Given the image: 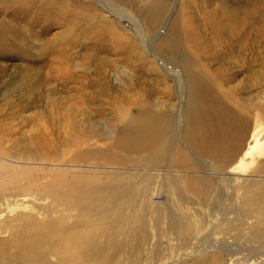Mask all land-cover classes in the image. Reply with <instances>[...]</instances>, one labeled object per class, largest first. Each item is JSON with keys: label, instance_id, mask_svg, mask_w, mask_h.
Returning <instances> with one entry per match:
<instances>
[{"label": "rangeland", "instance_id": "374dc122", "mask_svg": "<svg viewBox=\"0 0 264 264\" xmlns=\"http://www.w3.org/2000/svg\"><path fill=\"white\" fill-rule=\"evenodd\" d=\"M26 1L0 0V4L3 3L0 6V264H32L22 263L16 257L15 248L2 249L1 243L6 240L15 245L14 236L20 229L47 222H56L55 250L61 247L84 252L88 238L85 234L95 236L97 230H103L102 236L93 240V257L83 264H195L211 253L219 242L244 248L249 219L239 215L243 209L240 206L245 198L256 197L262 192L264 184L259 181L264 182V173H258L259 161L246 171H236L233 168L236 161L217 166L207 150H197L195 145L188 146L186 142L188 148L184 149L176 142L175 147L180 150L186 165L184 169L172 167L173 172L169 175L160 167L156 170L135 169L132 161L116 170L110 165V159L118 160L126 155L111 148V142L120 127L131 123L135 115L143 129L151 125L152 116H156L162 121L160 130L171 122L176 132L173 122L176 100L171 87L158 77L155 67L148 65L138 43L130 39L133 35L119 22L121 19H113L97 1L34 0L36 7L30 12L26 9ZM111 1L147 35H155L152 34L155 25L151 19L155 9L153 0ZM165 1L171 10L168 8L169 16H166L180 22L181 40H184L181 22L186 20L194 24L189 12L196 14L197 23L198 19L204 22L200 19V9L208 11L214 7L217 15L223 16L220 9L229 7V10L241 12L258 4L257 11L247 19L261 23L260 30L252 32L254 74L250 75L253 79L249 82L257 81V73L264 75V42L260 39L264 36V0ZM162 36L160 30L157 39ZM120 37H128L137 46L133 50L136 58L113 62L115 68L109 70L103 60L115 61L119 57L113 41ZM163 41H167L166 36ZM179 46L182 48L178 47L171 58L162 51L161 55L183 66L198 61L189 43L184 45L182 42ZM192 68L197 69V66ZM240 71L236 62L229 68V74L236 75L229 85L231 88L242 80L243 75L246 76ZM104 75L106 79H103ZM214 93L218 95L215 90ZM238 97L242 99L247 95L240 93ZM185 98L183 96L180 101L189 112ZM211 102L214 101L197 103L193 109L200 117V122L197 120L193 126V129H199L194 140L208 134L207 129L202 131L204 121L200 107ZM88 117L93 124H85ZM240 124L233 121L225 136L230 135L236 140ZM80 127L85 133L88 128L96 131L89 145L78 144ZM246 127L249 134L253 128L252 118L249 117ZM210 137L216 140L214 133ZM96 141L98 143L93 145ZM124 144L131 146L132 142ZM167 144L165 137L164 145L158 148L166 149ZM243 145L244 142L241 150ZM212 151L210 155L221 150ZM233 152L234 149L230 151ZM174 158L172 156V160ZM196 159L212 163V168L196 167ZM104 182H111L108 189L118 194L115 202H123V207L117 214L110 207L109 220L103 223L87 227L76 225L80 219H86V212L76 209L87 203L84 199L88 192L85 195L84 187L94 188ZM177 191L185 197L178 196ZM199 191L206 194L202 199L198 196ZM68 204L71 208L66 206ZM62 225L68 228L61 230ZM10 230L16 233L12 234ZM141 235L145 240L140 239ZM205 245L209 246L207 252L202 251ZM249 246L252 252L253 244L249 243ZM48 253L50 261L56 264L55 251ZM253 261V264L262 262L257 259L249 262Z\"/></svg>", "mask_w": 264, "mask_h": 264}, {"label": "bare ground", "instance_id": "6f19581e", "mask_svg": "<svg viewBox=\"0 0 264 264\" xmlns=\"http://www.w3.org/2000/svg\"><path fill=\"white\" fill-rule=\"evenodd\" d=\"M94 1H97V3L103 7V10L108 15L112 16L113 19H121L118 21L126 27L131 35H133L130 39H134L135 42L138 43L139 48L143 54H145L144 59L148 61L149 66L155 67V72L159 75L158 77L168 82L167 87H171L173 96L176 100V106L173 107L175 110L173 122L175 123L176 132L173 130L171 122H167L163 130H160L162 121L161 118L156 116H152V124L143 129V127L139 125L140 122L137 121L135 115V119L131 123H125L120 127L117 131V137L111 142V148L119 149L121 152L125 153L126 156L123 157L125 159L119 158L120 160H116V158H111L109 161L110 165L114 166L116 170L117 167L123 169L128 165L127 162L130 164L133 161V163H135V169H145V167L155 169L160 167L163 171H168L170 175V172H173L172 167L184 169L186 166L184 164L183 155L180 153V150L175 147V143L177 142L182 146L181 148L184 149L188 148V146L195 145L197 150H202V148L205 151L207 150L211 157V161L217 166L236 161L233 166L236 171H246L253 167L254 163L259 161L260 169L258 173H264V113L262 112L264 111V75L257 73V81L254 83L249 82L253 79L250 75L254 74V69L252 68V32H258L261 28V23L253 18L247 20L257 11L256 7L259 0L256 1V7H251V9L246 8L241 12L237 9V11L229 10V7L220 9V14L223 16H218L214 7L209 8L208 11H205L203 7L204 9L202 8L203 11L200 9L201 14L199 13V15H201L200 19H203L204 22H199L198 19L197 23H195L196 20L194 17L196 14L194 15L193 13L192 15L189 12L188 15L191 16L194 24L186 20L181 22L183 24L184 40L180 38V22L176 19L170 20L168 17V8L170 10V5L165 0H153L155 9H153L151 19L155 25L154 31L152 32V34L155 33L154 36L151 34L147 35L145 30H141L137 22L131 20L129 16L111 0ZM26 2L28 3V5H26L27 11H32L36 2L34 3V0H27ZM2 4H0V6ZM166 14H168V16H166ZM204 15L205 18H203ZM157 23L158 25H156ZM117 26L116 24V27ZM104 27L108 28L107 26ZM110 29L108 28V31ZM151 30L152 27L149 31ZM160 30H162L163 36L157 39V33ZM164 36H166L167 41H163ZM99 38L101 39L102 37ZM260 39L264 42V36ZM131 40H129L128 37H120V39L113 41V47L116 55L119 57L116 58L115 61L103 60L105 66L109 70L114 69V63L118 61H129L130 59L136 58L133 50L137 46H135ZM182 42H184V45L185 43H189V48L196 52L195 59L198 61L194 62L193 65H196L197 69L192 68L193 65L183 66L174 60L168 59L171 58V55H175L173 52H176L178 47L182 48L179 46ZM257 43L259 42L257 41ZM160 51L165 53L168 58L161 55ZM235 62L238 63L241 68L240 72L245 73L246 76L243 75L242 80L236 84L235 87L231 88L229 85L235 81L236 75L229 74L228 71L232 64L235 65ZM189 63H191V61ZM106 75H104L103 79H106ZM225 88H228V90ZM214 90L218 95L214 93ZM240 93H244L247 97L240 99L238 97ZM183 96H186L184 101H188L189 112L183 107V102L180 101L183 99ZM204 101H214L200 107V111L203 112L200 116L204 121L202 131L207 129L206 132L208 134L199 137V140H194V135H196L199 129H193V126L200 120V117L197 116L193 109L196 108L197 103H203ZM240 101L244 102L241 103ZM192 111L194 113H192ZM249 117L253 119V128L250 133L247 134L246 124L249 122ZM233 121H238L239 124L241 123L239 127L240 132L236 140L230 135H228V137L225 136L227 127L230 126ZM89 122L93 124L92 119L88 117L85 124L88 125ZM80 128L81 137L78 138V144L80 146L89 145L96 131L94 128H88L85 133V130L82 127ZM213 133L216 136V140L210 137ZM82 134L85 136H82ZM165 137H167L168 141L166 149L158 148L164 145ZM123 138H128L130 141ZM158 139H160L159 143L157 142ZM128 142H132V145L127 146V144H124ZM184 142H186L188 146ZM195 142L198 143L196 144ZM243 142V150H241ZM96 143L98 142L96 141L92 144L95 145ZM214 149H219L221 151L218 154L210 155L214 152L210 151ZM232 149H234L233 154L230 153ZM172 156L175 157L173 160ZM194 165L196 167L197 165H204L209 169L212 168L213 164L196 159V164ZM144 175V173L143 175L141 174L142 179ZM247 180L248 179L245 178V181ZM260 183L264 184V182L259 181V184ZM108 185H111V182H104L103 185L94 188H89V185L84 187L86 189L84 191L85 195H87L88 192V197L84 199L87 203L85 205H78L76 209H82L86 212V219H80L77 221L78 224L76 225L87 227V225L103 223L109 220L107 213L111 211L108 210L110 207L114 209L116 214L119 209L123 207V202H115L118 198V194L109 191ZM176 193L180 197L181 195L185 197V194L181 192L177 191ZM243 194L244 193H242V195ZM205 195L203 191L198 192V196L201 199L202 196ZM192 196L195 197L194 195ZM180 197L179 199L181 200ZM72 198H75V196H72ZM131 198H135V196L131 195ZM69 204L66 206L71 208ZM232 204L234 206V203ZM242 204L243 205L240 207H243V209L240 210L241 213L239 215L249 219L248 222H246L249 233L248 237H245L244 248L240 249L241 247H238L239 249H237V247L233 248L232 246L220 244L219 242L216 246H213L214 249L211 253H207L204 257L202 256L203 260L200 262L195 261V264H253L254 261L249 262L253 259H257L260 262L262 261L261 264H264V187L258 196L249 199L245 198ZM71 224H74V222ZM76 225H72L71 227H76ZM38 226L39 228H37ZM55 226L56 222L27 225V227H23L17 233L14 231V233H16L14 239L17 241L15 245H10L8 241L5 240V242L1 243L2 249L13 247L17 250L16 257H18L22 263L31 262L32 264H53L49 259V251H55L56 264H83L84 261L93 257L91 251L94 244L93 240L102 236V229L97 230L95 236L87 232L85 235L88 236V238L85 240L86 243L83 249H86H84V252H73L64 250L61 247H57L55 250L53 244L56 242V237L58 236V231L55 229ZM67 228L68 227L64 225L61 226V230ZM11 233L14 234L13 231ZM140 239L145 240L143 235L140 236ZM235 239L236 237L234 240ZM249 243L253 244V247L251 246L252 252L250 251ZM233 246L236 245L233 244ZM40 247H44L45 249L41 250ZM208 248L209 246L205 245L202 247V251Z\"/></svg>", "mask_w": 264, "mask_h": 264}]
</instances>
